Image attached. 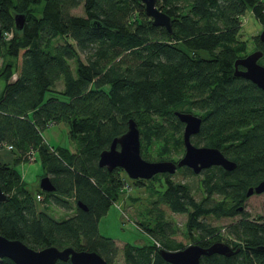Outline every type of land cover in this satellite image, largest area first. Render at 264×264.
Instances as JSON below:
<instances>
[{
	"label": "trees",
	"instance_id": "16d2710c",
	"mask_svg": "<svg viewBox=\"0 0 264 264\" xmlns=\"http://www.w3.org/2000/svg\"><path fill=\"white\" fill-rule=\"evenodd\" d=\"M81 4L86 17L72 14ZM158 6L172 16L173 32L152 24L142 0H0L1 34L12 32L0 38V145H11L13 155L11 162L0 160V187L8 196L0 201V234L34 249L97 251L116 264L118 246L100 233L99 223L122 195L126 176L120 167H101L100 154L134 118L145 159L178 161L170 154L184 145V123L175 114L180 110L203 118L193 142L220 148L237 167L208 169L199 202L187 184L173 182L170 174L151 179L162 178L164 188L144 179H134L135 186H148L157 205L186 212L189 234L202 247L221 240L255 248L264 242V229L247 219L244 206L247 190L264 179V91L234 74L236 60L250 52L249 41L242 38V17L250 9L264 24V0H158ZM17 14L26 16L21 30L15 28ZM253 39L264 51L259 34ZM61 122L70 128L75 151L42 136ZM161 142L154 157L150 148ZM31 151L38 153L43 176H50L55 191L39 188L33 194L23 180L17 166L29 161ZM184 171L194 174L187 167ZM49 204L74 212L56 218ZM154 210L157 216L140 225L155 242L126 243V264H170L159 249L184 247L171 240L175 229L164 212ZM240 213L226 228L229 237L206 221ZM255 248L232 256L204 255L201 262L264 264V253ZM0 264L14 263L4 257Z\"/></svg>",
	"mask_w": 264,
	"mask_h": 264
},
{
	"label": "water",
	"instance_id": "95a60500",
	"mask_svg": "<svg viewBox=\"0 0 264 264\" xmlns=\"http://www.w3.org/2000/svg\"><path fill=\"white\" fill-rule=\"evenodd\" d=\"M145 12L151 18L154 26H162L173 32L172 16L160 9L158 0H142ZM26 16L17 14L14 17L15 28L21 30L24 27ZM0 29V38H1ZM260 41L264 43V29L259 34ZM264 51L256 49L246 56L238 58L235 62V76H240L255 83L264 91V64L260 62ZM242 67V68H241ZM178 118L184 123L183 141L184 154L174 160H147L142 156L141 131L139 124L134 118L128 121L127 131L114 138L111 146L100 154L99 165L112 171L117 167L122 168L132 179H152L160 173L174 174L179 168H190L199 174L203 169L212 166H220L227 171H233L237 162L228 158L218 147L198 146L193 142V137L198 134L203 124V118L193 112L175 111ZM40 188L47 192L56 190L49 175L40 180ZM264 192V179L255 187H250L247 196L254 193ZM7 194L0 187V201L7 199ZM78 206L84 210L88 207L82 201ZM239 252L226 242H216L209 247H202L196 243L185 246L178 250L160 248L162 258L171 264H202L201 257L204 255L222 254L232 256ZM9 258L14 264H56L59 260H70L73 264H110L97 251L77 250L67 246L59 248L48 246L43 249H34L18 239H10L0 234V259Z\"/></svg>",
	"mask_w": 264,
	"mask_h": 264
},
{
	"label": "rangeland",
	"instance_id": "374dc122",
	"mask_svg": "<svg viewBox=\"0 0 264 264\" xmlns=\"http://www.w3.org/2000/svg\"><path fill=\"white\" fill-rule=\"evenodd\" d=\"M72 14L76 16L86 17V12L84 4L72 10ZM242 38L249 41V50L252 52L255 47V41L253 37L260 34L264 29V24L261 23L254 15L253 11L247 10L245 15L242 17ZM205 51H203V54ZM82 58L86 60V56L81 54ZM262 60V59H261ZM260 60V62H261ZM264 61V59H263ZM264 64V62H261ZM3 64V58L0 56V68ZM73 67H75V61H72ZM62 88V83L59 84ZM185 109V108H179ZM42 136L45 138L46 142L55 146H65L69 147L72 151L76 150V142L70 137V128L64 123H58L50 125L46 130L42 132ZM163 142L159 144H154L150 148V153L154 157L159 156ZM6 149H3V151ZM7 154V153H6ZM184 154V145L180 151L172 148L171 156L176 160L179 159ZM28 181V187L33 194L38 192L40 188V180L43 177L44 169L41 164V160L38 157L37 160L29 161L19 164L17 166ZM126 176V184L123 189L122 195L119 197L118 201L115 202L109 209L108 213L103 216L99 223L100 233L106 237H111L115 240L118 246V254L115 258L116 264H126L124 257V246L126 243L133 245H145L152 244L155 240L152 236L142 229L140 222L144 219L150 220V217H156L157 211L154 210L155 207H159L165 214L166 220L172 223L175 229V234L172 236L171 240L175 244H182L187 246L193 244L194 241L191 238L187 223L188 214L175 212L167 204H156L154 201L157 200V195L153 194L149 190L148 186L137 187L134 184V179L130 178L128 174L124 171ZM206 177L205 174H192L184 171V168H179L174 174H170V179L175 183H184L190 187L192 196L196 201H201L204 195V188L202 187V180ZM154 182V183H153ZM156 185L158 188H164V183H162V178H156L147 180V185ZM156 188V187H155ZM138 198V199H136ZM49 213L56 217H65L66 215L73 214V210L67 211L54 204H49ZM245 211L250 214V218L259 220L260 216L264 217V194H254L247 198L245 201ZM151 215V216H150ZM241 215L235 217H222L217 218L215 216H209L206 221L215 227L222 228V233L225 237L227 226L238 220ZM152 220V219H151ZM198 232H194L197 236ZM229 237V236H228Z\"/></svg>",
	"mask_w": 264,
	"mask_h": 264
},
{
	"label": "flooded vegetation",
	"instance_id": "af4514ba",
	"mask_svg": "<svg viewBox=\"0 0 264 264\" xmlns=\"http://www.w3.org/2000/svg\"><path fill=\"white\" fill-rule=\"evenodd\" d=\"M254 50H256V49H259V46L257 45V44H255V47L253 48ZM253 50V51H254ZM250 53V52H249ZM242 68V67H241ZM212 167H214V166H212ZM212 167H210V168H207V169H203L199 174H205L206 173V171L208 170V169H211ZM182 168H185V167H182ZM162 176L163 175H165V174H168V173H160ZM155 177V176H154ZM203 183V182H202ZM258 184V183H257ZM257 184H255V185H253V186H251V187H255ZM202 187H203V184H202ZM248 191V190H247ZM254 194H264V192L263 193H254ZM254 194H252V195H254ZM251 195V196H252ZM246 196H247V193H246ZM248 197H250V196H247V198ZM240 209H243L242 207H240ZM242 212V211H241ZM247 211H245V213H246ZM248 213V212H247ZM238 215H241V213L240 214H238ZM237 216V215H236ZM235 217V216H234ZM241 217H242V215H241ZM240 217V218H241ZM239 218V219H240ZM238 219V220H239ZM247 219H249V220H251V221H254V222H256L257 224H259V228L260 229H264V217L263 216H260L259 217V220H256V219H254V218H247ZM238 220H236V221H238ZM236 221H234V222H236ZM222 242H226V240H221ZM227 243V242H226ZM242 243V242H241ZM232 244V246H233V248L234 249H238L239 248V252L243 249L244 250V252H247V251H250V249H252L253 247L255 248V246H252V245H248V244H245V242H243L242 243V245L241 246H236V245H234V243H231ZM185 247V246H184ZM184 247H182V248H184ZM256 251L257 252H260V253H264V242H260L257 246H256ZM69 262H71L70 260H68ZM58 263V262H57ZM56 263V264H57ZM72 263V262H71ZM73 264V263H72ZM171 264V263H170Z\"/></svg>",
	"mask_w": 264,
	"mask_h": 264
},
{
	"label": "built area",
	"instance_id": "2783aa9c",
	"mask_svg": "<svg viewBox=\"0 0 264 264\" xmlns=\"http://www.w3.org/2000/svg\"><path fill=\"white\" fill-rule=\"evenodd\" d=\"M11 35H12V32H4L2 34V36L5 37V38H10ZM0 148L1 149H6L7 151H10L12 149V146L9 145V144H3V145L1 144L0 145ZM28 156L31 159V161L38 159V153L35 152V151H31ZM42 198H43V196L41 194H38L37 195V200L38 201H40Z\"/></svg>",
	"mask_w": 264,
	"mask_h": 264
},
{
	"label": "crops",
	"instance_id": "0c3cea01",
	"mask_svg": "<svg viewBox=\"0 0 264 264\" xmlns=\"http://www.w3.org/2000/svg\"><path fill=\"white\" fill-rule=\"evenodd\" d=\"M16 77H17V72L11 77V80L16 79ZM12 157H13V155H12L11 152H9L7 150L6 151L5 150L4 151L0 150V160L1 161L11 162L12 161ZM17 170L19 171V173H21L23 180H25L28 183V181H27L26 177L24 176L23 172H21V170H19L18 168H17Z\"/></svg>",
	"mask_w": 264,
	"mask_h": 264
}]
</instances>
